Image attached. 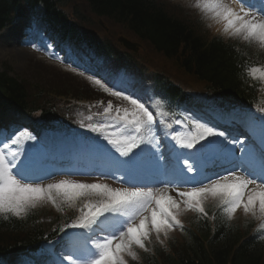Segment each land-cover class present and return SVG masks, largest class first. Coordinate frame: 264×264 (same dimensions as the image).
Returning a JSON list of instances; mask_svg holds the SVG:
<instances>
[{"label":"snow or ice","instance_id":"6c2138e0","mask_svg":"<svg viewBox=\"0 0 264 264\" xmlns=\"http://www.w3.org/2000/svg\"><path fill=\"white\" fill-rule=\"evenodd\" d=\"M200 4L225 23L226 31L264 46V0H239L238 7L225 0ZM95 82L130 106L121 115L109 102L106 111L115 112L111 121L89 126L107 141L93 142L103 161L98 174L110 175L126 187L67 179L46 185L33 182L54 174L45 169L53 146L35 135L27 150H13L19 137L0 141V212L19 216L37 201L56 203L57 197L69 204L87 200L79 221L66 225L82 233L68 234L69 249L59 264H126L125 254L134 255L135 247L145 249L153 231L167 235L181 225L179 215L185 206L207 215L204 204L209 198L219 201L229 217L241 208L255 215L257 207L264 216V121L253 126L248 137L236 139L212 122L196 123L194 134L170 136L135 93ZM185 187L190 190L182 191ZM110 219L99 239L90 234L93 226Z\"/></svg>","mask_w":264,"mask_h":264},{"label":"trees","instance_id":"16d2710c","mask_svg":"<svg viewBox=\"0 0 264 264\" xmlns=\"http://www.w3.org/2000/svg\"><path fill=\"white\" fill-rule=\"evenodd\" d=\"M74 1L0 0V33L14 24L17 17L35 14L39 9L47 33H56L62 40L84 43L99 56L123 60L128 54L104 32L99 23L102 21L113 35L132 37L131 33L135 34L156 53L173 60L180 73L196 77L210 91L224 93L237 101L256 99L254 91L250 92L246 86L245 76L241 75L250 63L249 58L237 51L234 44L209 37L195 12L179 10L161 0H81L83 10L71 11ZM222 63H228V70ZM51 76L53 79L48 81L61 84L57 81H62V76ZM225 77L232 80L226 84ZM148 78L156 83L158 90L181 96L183 89L168 71L151 73ZM38 81L37 74L24 80L0 71V106L2 100L8 99L4 110H14L27 118L32 113L36 118V115L49 117L65 111L64 104H59L53 96L61 90L55 86L44 89ZM206 213L187 219L180 239L171 236L164 243L149 244L141 259L131 264H264V241L251 236L253 226ZM43 229L38 212L23 220L0 215V256L35 248L46 235Z\"/></svg>","mask_w":264,"mask_h":264},{"label":"rangeland","instance_id":"374dc122","mask_svg":"<svg viewBox=\"0 0 264 264\" xmlns=\"http://www.w3.org/2000/svg\"><path fill=\"white\" fill-rule=\"evenodd\" d=\"M170 1H171L169 2L170 6L172 5L173 7H178L179 10L182 7L186 8V5L197 6L201 8L202 10H204V8L200 4V0H170ZM225 2L230 3V0H225ZM73 4L74 5L71 11L73 9L74 10L78 9L81 12V10H83L84 8V4L81 0H75ZM37 13H38L37 16L41 15L40 11H38ZM212 16H213L212 13L210 12L207 13V21H208L210 32H212L213 35L216 34V35L224 36V37L230 36L232 40H236L235 36H238V35H234L231 31L226 32L223 29V27L220 30H218L217 29L218 26L213 24L214 21L212 20ZM28 27H29V31H33L29 36L25 33L27 30L26 28ZM38 27H39V30L36 27L34 28L33 26L29 24V22H27L25 27L20 24H17L14 27L8 28L2 34H0V69L3 71L9 69L8 71L9 74L15 77L18 76L19 78L24 79V80L28 79V77L34 78L37 74V77H39V81L37 83L41 84V86L44 87V89L48 88L49 86H52V87L55 86L57 89L66 88L69 90H73V89L77 90L75 86H71L70 84L64 83V82L62 83V81L65 80V76H67V78L69 79H73V78L75 79L76 76L74 77V74L79 73L80 75L83 76L84 73L86 72L84 70L78 69L76 65L69 66V65H66L65 63L58 62L56 58L52 55L51 50L49 52H47L46 50H41V49L37 51L38 42L43 40L42 39V29L43 28L39 25ZM120 30L123 31L122 29ZM253 41L254 42L252 44V48H254L256 51H262L263 56H264V46H261L259 41L255 39H253ZM34 43H36L37 45H34ZM141 46L142 48L140 51H138L137 56L140 58H146L148 60L149 67H152L154 70L168 69L172 71L174 69L173 60L172 61L167 60L163 56L162 53L161 55H159L150 46L145 45V43L143 44L141 43ZM102 67H105V65H102ZM73 69H75V71H73ZM106 70H108V72H106L107 77L105 80L100 79L98 76H92L86 73L84 76L88 79L84 81L89 82L94 87L100 88L103 92H105L104 88L96 84L95 82L96 80H100L102 84H107L108 87H113L114 84L121 86V87H117L115 90H122V88H127L128 92L126 94L135 93L136 95L134 98L140 99L141 103H145V106L148 107L149 110L153 112L154 117L159 122L160 127L164 132L168 133L170 136L175 135L177 132L182 133V134H193L191 133L187 122L181 119H177L175 123H173L172 121L167 120L165 117L163 118L162 114L156 115V111L158 110L161 111L162 105H161V102L158 101V99L151 97V90H150L149 85L140 84L139 86H137L136 84L132 82H126L125 80L126 73L123 72V75L118 74V72L122 71V69L117 63L115 65H111L107 67ZM39 71L44 74L40 75ZM50 74L53 76L55 75L56 78H57L56 75L62 76L61 77L62 81H57V82H61L62 84L54 85L53 82L48 81L50 80V78H52ZM109 78H111V81L109 80ZM59 95L60 94L55 95L57 99L61 98ZM114 98L118 101V105L117 104H112V105L114 109H119L122 115L123 110L125 108H129L130 106L126 101H123L122 99L118 97H114ZM63 102H64L63 99L60 100L61 104H63ZM107 105L108 104H96V106H92L94 108L91 110V111H94L92 114H86V112L77 113L78 121L80 125L84 124L83 126L87 125L88 127L89 126H99L101 124H105L111 121V119L115 116V112L113 111L111 113H108L106 111ZM15 118H13V126H14ZM160 118H161V121H160ZM0 120H4L3 115H0ZM190 121H192L195 124L197 122L196 120H195L196 122L193 120H190ZM15 125L17 127H20L19 130H22V128H29V125H24V122L21 121L20 118H17L15 120ZM48 128H50L58 136L57 138L58 140H55L57 142L56 146L53 148V152L51 154L55 158L61 157L62 151H63L62 150L63 143L65 139L70 136V133L62 132L59 130V128H57L54 125L52 126L49 125ZM18 131H16L15 134H18L17 133ZM34 133L37 137H40L39 131H35L34 129ZM15 134L12 137H14ZM74 134H76V138L73 139L74 141L72 144H77V146H79V148L82 149V152L80 155L94 153L92 154V158L94 159V161L93 160L92 161L95 163V168H92L93 166L91 165V162H89L90 160H87V162H85V167H84V166H81L82 165V163H80L81 158L80 160L77 159V161L73 163L71 160H68V159L65 160V157H63L61 159V162L63 163V165H60L61 164L60 161L58 162L52 161L53 157L48 156L46 160V164H45V169L49 172H53L54 174L47 177V180H45L44 182H40V183L46 185L48 183L59 182L61 180L67 179V180H71V181L79 182V183H107L112 187L120 186L112 181L113 179L112 177L110 180L107 179V181H105L101 178L98 179L97 175L94 173V172L99 173L100 171L103 170V167L99 165L100 161L96 159L97 154L94 151V145H88L87 139H89V136L99 138L102 141L98 140L97 142L100 144H104L103 141L104 142H107V141L103 139V135L100 133L88 132L87 129L75 131ZM82 138H85L86 141L81 142L80 140ZM0 141L10 142L11 139L6 140L4 139L2 135H0ZM31 143L32 141L29 140V132L27 131L26 133H23L21 135V138L19 140V145L15 146V148L19 147L21 150H23V147H25V144L29 146ZM15 148L13 147V150H15ZM62 167L64 170L69 168L73 172L66 173V175H57L55 170L62 168ZM126 186H120V187H126ZM182 189H183L182 191L190 190L187 187L182 188ZM172 194L175 195V192H173ZM209 200L210 198L205 201V204ZM86 202L87 200L82 198L80 200L75 201L72 204H69L65 202L64 200H62L61 198L57 197L56 203H53L51 200L45 199V200L37 201L33 206L29 208L41 209L44 228L48 232H51L53 229L52 222L54 221L55 216L57 214L62 215V216L64 215L78 216L80 214L81 216L82 215L81 209L84 207ZM27 210L24 212L27 213ZM24 212H22L21 214H23ZM190 213H193L192 209L185 206L184 209L181 211L179 218L190 215ZM244 213L245 211L241 208V209H238L237 212L234 213V215L242 216ZM107 222L108 221L104 222L106 224V227H103L101 231H96L95 226H93V228L89 230L90 234H95V235L97 234V236H99L100 233L105 234V230L109 228V226L107 225ZM78 231L82 233V230H77V229L68 230L67 234L63 238L64 240L61 243H58V245L54 244L50 248L47 247L45 251L52 252V254H58L59 257L61 258L65 257L69 249L68 234L73 233V232H78ZM177 231L178 229L177 227H175L174 229L169 230L168 232L177 234ZM160 236L161 234L157 235L153 231L147 242L149 241L155 242L159 238H161ZM136 250L140 251L143 249L139 247H135L132 250L134 255L125 254L124 259L126 261V264L130 259H136V257H138V254H136L138 251ZM54 261H56L55 258H54ZM11 262H12V259H9L7 263L13 264ZM59 262L60 260H58V262L56 261V264H58ZM18 263L27 264L26 261L24 263H21L19 261Z\"/></svg>","mask_w":264,"mask_h":264},{"label":"bare ground","instance_id":"6f19581e","mask_svg":"<svg viewBox=\"0 0 264 264\" xmlns=\"http://www.w3.org/2000/svg\"><path fill=\"white\" fill-rule=\"evenodd\" d=\"M161 1H164V2H166V3L171 2L170 0H169V1H167V0H161ZM226 3H227V2H226ZM228 4H230V5L233 6V7H238V5H239V4H238V0H237L236 2L228 3ZM174 16H175V15H174ZM212 20L214 21L213 24L218 26V27H217L218 30H220L222 27H223V29L225 30V27H226V26H225V23H224L222 20H217V19L214 17V15L212 16ZM225 31H226V30H225ZM226 32H230V31H226ZM131 35L133 36V38H134L135 40H138L139 43H143L139 38L137 39V37H136L135 34L131 33ZM239 39H240V41L242 42L241 45H243V43H244V44L249 43V41L244 40L241 36L239 37ZM250 63H251V62H250ZM227 64H228V63H222L221 65H222V67H223L224 69L228 70L229 65H227ZM241 75L247 77V75H245V74L242 73V72H241ZM229 78L231 79V77H229ZM224 79H225V81H227L226 84H228L230 79H228L227 77H225ZM231 80H232V79H231ZM246 80H247V79H246ZM209 82H213V81H212V80H209ZM224 83H225V82H224ZM240 85L242 86V83H240ZM246 86L249 87V85H248V81H247V83H246Z\"/></svg>","mask_w":264,"mask_h":264},{"label":"water","instance_id":"95a60500","mask_svg":"<svg viewBox=\"0 0 264 264\" xmlns=\"http://www.w3.org/2000/svg\"><path fill=\"white\" fill-rule=\"evenodd\" d=\"M123 41H124V46L128 47L131 50H134V48L136 47L133 44H130L129 42H126L125 40H123ZM3 104L5 105L6 103L4 102Z\"/></svg>","mask_w":264,"mask_h":264}]
</instances>
